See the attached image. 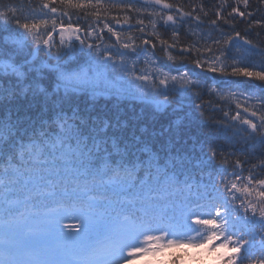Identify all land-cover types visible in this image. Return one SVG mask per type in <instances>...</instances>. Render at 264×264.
<instances>
[{
  "label": "snow or ice",
  "instance_id": "snow-or-ice-1",
  "mask_svg": "<svg viewBox=\"0 0 264 264\" xmlns=\"http://www.w3.org/2000/svg\"><path fill=\"white\" fill-rule=\"evenodd\" d=\"M147 4L153 6L148 24L137 19L134 25L135 16L147 9L116 0H39L29 16L0 3V264H136L148 257L156 264H186L184 249H207L213 241L222 264H264V63L250 61L255 45L237 30V18L249 30L264 28V16L255 18L260 9L250 0L234 5L220 0L211 18L203 9L197 10L203 18L193 16L169 0ZM81 18L90 22L81 24ZM205 19L218 35L204 39L202 34L180 46L184 26L191 20L199 26ZM125 26L138 35L126 34ZM161 28L170 31L168 39ZM106 37L110 44H104ZM76 42L94 56L77 72L61 70L50 60L41 63L35 55L47 49L49 57H58ZM171 50L177 54H168L170 61L234 78L232 88L239 92L230 91L232 97L258 90L243 103L237 100L234 109L214 108L221 117L211 122L231 131L222 140L227 150L209 149L219 166L212 172L171 141L159 145L151 139L140 143L139 136L135 142L104 136L107 123L100 132L86 129L85 120L59 106L37 125L29 106L21 104L85 89L90 99L108 92L99 84L109 67L151 82L153 94L175 84L192 85L188 71L136 74L141 54L147 63L149 52ZM130 56L136 58L131 63ZM50 73H55L51 88ZM207 90L222 97L219 88ZM194 93L202 99V91ZM254 95L258 102L248 104ZM237 149L244 150L243 156ZM68 217L78 221L70 231L62 227Z\"/></svg>",
  "mask_w": 264,
  "mask_h": 264
},
{
  "label": "trees",
  "instance_id": "trees-1",
  "mask_svg": "<svg viewBox=\"0 0 264 264\" xmlns=\"http://www.w3.org/2000/svg\"><path fill=\"white\" fill-rule=\"evenodd\" d=\"M116 2L133 3L136 7H145L147 11L136 15L132 23L135 25L137 19H145V24H148L146 17L148 12L153 10V6L148 5L147 0H116ZM169 2L181 7L183 11L193 12V16L201 15L203 18V12H207L209 18H211L212 13L217 10L220 0H169ZM228 2L229 4H235V0H228ZM250 2L254 7L258 6L260 9L255 18L260 19L264 16V5H259L258 0H250ZM0 3L16 6L24 16H29L32 9L38 7L39 0H31V2L29 0H0ZM240 7L243 10V5H240ZM198 9H203V12L197 11ZM116 14V10H113L112 15ZM76 19V17H73V20ZM79 22L85 24L90 21H85L81 18ZM237 23V30L241 31L242 34L246 33L247 38L255 45V50L250 55V61L256 65L264 63V28L256 25L249 30L247 23H239V18H237ZM2 27L3 25L0 24V29ZM147 31H151L150 27L146 28ZM125 32L133 36L138 35L134 30L129 32L126 26ZM160 32L164 39L169 38L170 31L165 34L164 29L161 28ZM202 34L204 39H208L209 34L212 36L218 35L211 32L207 19L199 26H197L195 20H191L181 30L180 40L184 43L180 46L200 40ZM58 39L59 37L57 36L56 40L58 41ZM169 42L171 41L169 40ZM110 43L111 39L106 37L104 44ZM31 47L33 50L36 49L35 45H31ZM41 48L43 49V46ZM47 51V49L38 51L36 57L39 62L45 63L50 60L52 63H58L61 70L69 72L86 69L89 62L94 60L91 50H85L78 42L73 43L70 47H64L58 57H49ZM168 54L176 56L177 50H171L167 54L157 52L155 56L149 52L147 56L150 59L147 60V63L145 62L146 55L141 54L137 64L139 72L136 74L138 75L140 72L145 71L153 74L158 69L170 75H179L181 72L188 71L194 80L192 85L182 87L175 84L170 88L158 90L157 93L153 94L151 82L137 81L134 75L124 76L113 72L109 67L104 72V77L99 84L100 91L110 89L108 92H103V94L90 99V90L85 89L78 94L70 93L67 96L54 94L51 99L38 96L33 100L22 101L21 104L29 106L28 111L36 118L37 125L46 117L51 118L57 110L56 106H59V111L67 112L73 117L85 120L86 124L84 126L86 129L92 128L100 132L107 123V131L101 133L104 136H115L129 142H135L139 136L141 138L140 143L151 139L155 144L159 145H164L167 141H171L180 152L190 154L194 162L199 163L202 167L207 166L206 172H212L219 166L211 159L209 149L227 150L228 145L223 143L222 140L231 131L229 128L211 122L221 117V113L215 111L214 108L224 106L227 109V106H231L234 109L237 100L243 103L246 96L253 92L258 93V90H248L246 88L245 90L248 91L242 95L232 97L229 95L230 91L239 92L238 89L232 88L236 82L234 78L203 72L194 66H190L187 61H170L167 59ZM30 58L32 57L30 56ZM134 59L136 58L130 56L128 58L129 63ZM109 72H111V75L108 74ZM54 80L55 73H50L49 88L52 86L51 81ZM202 87L206 88L201 89ZM212 87L219 88L218 91L222 93L223 98L219 94L209 95L207 89ZM141 89H144V91H141ZM117 90L121 91L117 92ZM194 91H202V99L195 95ZM164 96H169L171 99L164 100ZM247 102L251 105L258 101L254 95ZM201 103H203V108L200 107ZM158 105L161 107V111L156 112L155 109ZM45 109H47V112ZM201 111L205 114L203 118L200 115ZM124 121H127V127L123 126ZM142 126H147V130L142 131ZM237 151L238 155L243 156V149H237ZM254 162L259 164L260 160L256 159ZM259 171L260 169L258 168L257 172ZM244 175H247V172ZM73 226H78V221L68 217V221L64 226L65 230H73ZM211 243H215V241ZM211 252L209 251L207 253L208 256L204 255L201 258L208 259ZM185 253L187 254L186 264H192L190 254ZM198 260L200 261L197 262L199 264H212L208 260H204L205 263H201L200 257H198ZM217 263L222 264V261L217 260Z\"/></svg>",
  "mask_w": 264,
  "mask_h": 264
},
{
  "label": "rangeland",
  "instance_id": "rangeland-1",
  "mask_svg": "<svg viewBox=\"0 0 264 264\" xmlns=\"http://www.w3.org/2000/svg\"><path fill=\"white\" fill-rule=\"evenodd\" d=\"M66 219V218H65ZM65 219L62 220V226L64 225V221ZM192 236H195V233H192L191 234ZM142 239V238H141ZM184 253L187 252L188 254H190L191 256V263L192 264H199L197 263L199 260H198V257H200V260H201V263H205V261H210L212 264H218L217 263V253L211 248V244H209V247L207 249H193L191 247H188L186 249L183 250ZM209 251H212L210 253V256L209 258H201V256H208L207 253ZM176 252H180L179 249L176 250ZM205 260V261H204ZM200 262V261H199ZM136 264H156V261L152 258V257H148L147 259H139L136 261Z\"/></svg>",
  "mask_w": 264,
  "mask_h": 264
}]
</instances>
